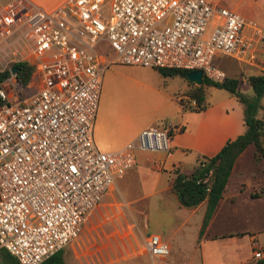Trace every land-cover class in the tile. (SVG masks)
I'll list each match as a JSON object with an SVG mask.
<instances>
[{
    "label": "built area",
    "instance_id": "2783aa9c",
    "mask_svg": "<svg viewBox=\"0 0 264 264\" xmlns=\"http://www.w3.org/2000/svg\"><path fill=\"white\" fill-rule=\"evenodd\" d=\"M244 24L207 0H65L51 11L0 1V50L26 48L37 83L28 93L6 90L15 83L10 71L0 82V247L19 264H39L79 235L137 149L169 152L175 122L143 127L114 150L96 147L92 126L108 62L200 69L221 80L215 54L252 60L254 37L264 53V35L255 27L245 34ZM108 49L113 55L102 62ZM143 245L150 258L169 251L157 233ZM252 253L262 255L258 247Z\"/></svg>",
    "mask_w": 264,
    "mask_h": 264
},
{
    "label": "crops",
    "instance_id": "0c3cea01",
    "mask_svg": "<svg viewBox=\"0 0 264 264\" xmlns=\"http://www.w3.org/2000/svg\"><path fill=\"white\" fill-rule=\"evenodd\" d=\"M24 1L40 7L44 11H51L65 0ZM259 5L264 9L262 4ZM235 7L237 6H232V8ZM242 17L245 20L243 26L245 34L252 36V29L255 27L264 35V19L260 20L258 24L250 18ZM253 44L254 58L252 60H242L225 54L237 61V65L233 63L234 68L228 65L219 66L213 62L212 58V62L224 72L225 76L237 78L235 72L241 75L240 80L237 78L238 88L239 81L247 82L246 76L252 74L250 69L258 70L259 72L256 73L264 70V53L261 51L256 37H254ZM214 56L217 57L218 54ZM102 62H106L105 57ZM253 73L255 74V72ZM188 86L189 84L185 82L181 88L177 89L168 90L165 86L159 87L160 116L155 122L151 120L139 128L128 129L122 135L123 137L118 134L108 135L107 140L110 141L111 149L114 150L133 139L139 129L143 127L161 126L168 122H175L180 125V129L174 132L170 138L168 153L137 149L135 164L123 173L114 176L109 189L87 214L78 238L76 237L66 244L63 254H68L71 259L65 264H101L104 262L110 264L115 261V249H119L121 252V245L125 250L122 256L147 254L143 242L149 233H157L161 239L168 243L169 251L165 257L151 258L156 259L158 264L162 260L176 264H194L192 253L196 244L199 245L198 249H200L198 264H221L223 262L221 252L224 247L228 249V254L225 255L227 261L223 264L240 262V245L236 239L238 235L230 234L236 230L225 231L217 228L216 224L222 204L226 203L229 209L235 207L231 195H225L224 189L202 235L198 238V229L205 206L204 200L194 206H183L179 204L175 194L170 189L174 169L189 173L201 159V156L198 155L209 156L214 154L226 139L234 137L242 130L241 110L234 97L227 93L215 100H208L205 90V101L207 102L205 108L198 111L184 109L178 102V98H188L185 94ZM244 89L245 93H250L247 87ZM259 103L262 105L259 114H264V92L259 98ZM97 109L98 106L93 119V126H95V119L98 118L96 128L102 127ZM92 139L96 144L97 138L93 136V132ZM187 161L190 166L184 169L183 164ZM239 196L242 195H238V198ZM242 198L248 205L257 201L252 200L249 203L244 197ZM161 207L169 209H157ZM152 214L153 221L157 224L152 232H146ZM105 220L108 222L105 223ZM250 236L256 238L257 232ZM96 238L105 239L106 242L102 243L101 246L90 248L91 240ZM131 238L135 239L138 250L133 247L135 242H131ZM103 245L106 247L105 252L102 250ZM259 245L262 247L264 242ZM87 247L90 249L89 251H85ZM103 253L107 254L108 257L104 258Z\"/></svg>",
    "mask_w": 264,
    "mask_h": 264
},
{
    "label": "rangeland",
    "instance_id": "374dc122",
    "mask_svg": "<svg viewBox=\"0 0 264 264\" xmlns=\"http://www.w3.org/2000/svg\"><path fill=\"white\" fill-rule=\"evenodd\" d=\"M216 6H226L232 8L233 5L237 7L231 10L236 11L245 18H250L259 24L260 20L264 19V9L260 7L261 4L258 0H208ZM264 21V20H263ZM6 52L0 50V69L7 68L14 60L27 59L30 60V52L26 48L20 46L6 45L4 47ZM105 61L107 62L112 57V52L108 49L106 51ZM219 57V59H218ZM231 61V62H230ZM29 62V61H28ZM213 62L221 65H228L232 68L237 65L236 60H232L225 54H218L213 56ZM234 63V64H233ZM229 68V67H228ZM237 70V69H236ZM250 72H259L255 69H250ZM240 80V74L234 73ZM188 83L179 74L162 76L155 68L150 66H143L139 64L108 62L101 72L100 91L98 95V109L97 113L101 118L102 127L93 128V136L97 138L96 147L100 150H112L111 143L107 140L108 135L118 134L123 137L124 132L128 129L139 128L146 124V122L158 119L159 115V87L165 86L168 90L181 88L182 84ZM6 90L16 88L17 85L13 82H7L5 85ZM245 87L251 92L248 82L239 81V89L245 93ZM37 88V83L32 78L25 87V93L31 92ZM204 90L207 92L208 100H215L227 94L223 88L217 87L214 84L203 85ZM250 94V93H247ZM100 120V119H99ZM94 122V121H93ZM190 164L185 162L183 168L187 169ZM252 194L258 196L253 197ZM225 195H231L233 205L232 209L225 204H222V209L216 219L217 228L225 231H247V234L236 236L240 245L241 260L236 264H250L253 258L252 250L259 248L261 243L264 242V165L261 161H255L252 158L251 147L243 150L235 161V165L231 176L228 179ZM238 195H242L239 196ZM249 203L252 200H257L251 205H248L243 198ZM93 209V208H92ZM112 209V208H109ZM157 209H169L165 207ZM153 213V212H152ZM153 214L151 222L148 225L146 232H152L155 223ZM107 220L104 222L106 223ZM108 222V221H107ZM87 223V220H86ZM257 232V236L251 237L250 235ZM78 238V237H77ZM88 240V239H87ZM73 241V240H72ZM106 242L105 239L91 240V247L101 246ZM131 242H135L131 238ZM88 245V243H87ZM66 246V245H65ZM63 247V250L65 248ZM135 250L137 249L136 242L133 244ZM199 245L196 244L193 250L194 264H198V249ZM119 249H115V261L110 264H158L156 259H151L147 254L125 255L124 247L121 245ZM90 249L87 247V250ZM105 252V245L102 246ZM228 249L222 248V261L226 262ZM212 252V249L210 250ZM98 254V253H96ZM104 258H107V254ZM99 255V254H98ZM64 262H70V256L63 254ZM191 259V260H192ZM223 262L221 264H223ZM0 264H6L4 259L0 257ZM101 264H107L106 262Z\"/></svg>",
    "mask_w": 264,
    "mask_h": 264
},
{
    "label": "trees",
    "instance_id": "16d2710c",
    "mask_svg": "<svg viewBox=\"0 0 264 264\" xmlns=\"http://www.w3.org/2000/svg\"><path fill=\"white\" fill-rule=\"evenodd\" d=\"M264 6V0H258ZM17 68L14 72L17 89L25 88L27 83L34 78L35 69L33 64L25 59L12 62ZM162 76L179 74L189 84L185 94L188 98H178V102L184 109L201 110L206 107L205 90L203 85L214 84L223 88L238 102L241 110L242 130L234 137L226 139L221 147L212 155H198L201 159L189 171L180 172L174 169L170 189L175 194L179 204L183 206H194L204 200L205 206L202 214L201 224L198 229V238L202 235L204 228L210 219L219 198L234 168V163L239 154L251 147L252 158L261 161L264 165V114H259L262 105L259 98L264 92V70L260 73H252L246 76L250 85V94L242 92L238 88V79L233 76H224L221 80H213L202 76L200 84H194L186 78L189 71L180 67H153ZM9 74L7 68L0 69V82ZM194 99V104L190 100ZM2 99L0 98V103ZM253 197L258 196L252 194ZM264 229V228H263ZM235 235L247 234V231H235ZM262 251L260 257H253L250 264H264V245L259 247ZM63 248L53 252L43 259L39 264H65L63 259ZM0 257L6 264H19L16 258L5 248L0 247Z\"/></svg>",
    "mask_w": 264,
    "mask_h": 264
},
{
    "label": "water",
    "instance_id": "95a60500",
    "mask_svg": "<svg viewBox=\"0 0 264 264\" xmlns=\"http://www.w3.org/2000/svg\"><path fill=\"white\" fill-rule=\"evenodd\" d=\"M15 65H11L9 67L10 72H15L16 70ZM186 78L193 82L194 84H200L202 81V72L200 69H193L186 72Z\"/></svg>",
    "mask_w": 264,
    "mask_h": 264
}]
</instances>
